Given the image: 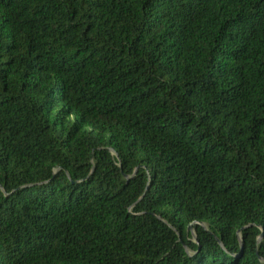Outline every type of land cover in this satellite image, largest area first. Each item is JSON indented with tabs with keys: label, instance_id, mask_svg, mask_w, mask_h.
I'll list each match as a JSON object with an SVG mask.
<instances>
[{
	"label": "trees",
	"instance_id": "trees-1",
	"mask_svg": "<svg viewBox=\"0 0 264 264\" xmlns=\"http://www.w3.org/2000/svg\"><path fill=\"white\" fill-rule=\"evenodd\" d=\"M0 264H264V0H0Z\"/></svg>",
	"mask_w": 264,
	"mask_h": 264
},
{
	"label": "water",
	"instance_id": "water-1",
	"mask_svg": "<svg viewBox=\"0 0 264 264\" xmlns=\"http://www.w3.org/2000/svg\"><path fill=\"white\" fill-rule=\"evenodd\" d=\"M189 228H191V226H189Z\"/></svg>",
	"mask_w": 264,
	"mask_h": 264
}]
</instances>
